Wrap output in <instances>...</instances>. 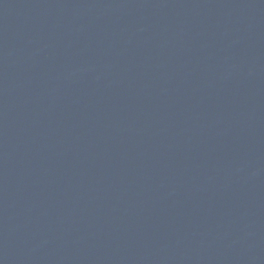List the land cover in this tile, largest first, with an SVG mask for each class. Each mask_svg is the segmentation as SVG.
Masks as SVG:
<instances>
[{
    "label": "water",
    "instance_id": "1",
    "mask_svg": "<svg viewBox=\"0 0 264 264\" xmlns=\"http://www.w3.org/2000/svg\"><path fill=\"white\" fill-rule=\"evenodd\" d=\"M264 51V0H0V264H146Z\"/></svg>",
    "mask_w": 264,
    "mask_h": 264
}]
</instances>
